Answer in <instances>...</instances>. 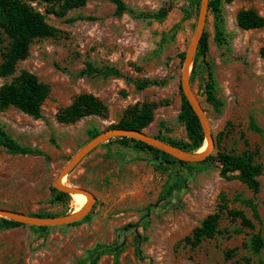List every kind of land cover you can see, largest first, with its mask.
<instances>
[{
    "label": "rangeland",
    "instance_id": "rangeland-1",
    "mask_svg": "<svg viewBox=\"0 0 264 264\" xmlns=\"http://www.w3.org/2000/svg\"><path fill=\"white\" fill-rule=\"evenodd\" d=\"M124 2L137 13L165 16L159 21L128 13L117 16L110 0H88L83 7L57 17L47 12L45 4L28 1L56 34L34 40L15 75L21 70L30 72L49 87V94L40 118L10 107L0 111V126L20 145L40 150L46 157L10 154L0 147V208L25 214L79 211L86 198L81 202L79 195H70L54 200L55 177L90 140L89 129L101 132L116 125L124 111L137 103L155 104L152 121L144 129L147 134L187 141L179 75L180 55L189 44L198 14L194 0ZM220 5L224 42L216 43L208 11L205 60L213 72L221 108L215 110L205 101L207 69L201 57L191 84L210 123L214 159L189 170L138 150L132 143L99 146L65 178L95 197L88 219L44 231L24 225L5 229L0 223V264H88L93 249L111 246H118V264H264V248L257 256L247 248L251 234L259 232L264 239V59L259 54L264 28L243 30L236 21L238 12L247 9L264 18V0H221ZM88 64L112 66L130 79H155L162 84L137 90L123 78L82 75ZM11 80L0 77V86ZM81 93L100 100L107 108L105 116L91 115L72 124L58 122L57 113ZM251 123L260 130H253ZM246 150L262 165L257 193L237 178L220 174L219 153ZM175 173L186 182L147 213V206L155 203ZM248 202L256 206L260 221L253 218ZM222 203L241 211L254 228L236 234L239 221L223 213L213 238L194 248L185 244L183 239ZM131 224L137 226L126 228ZM227 251H233L229 258ZM114 263L113 252L97 262Z\"/></svg>",
    "mask_w": 264,
    "mask_h": 264
},
{
    "label": "trees",
    "instance_id": "trees-1",
    "mask_svg": "<svg viewBox=\"0 0 264 264\" xmlns=\"http://www.w3.org/2000/svg\"><path fill=\"white\" fill-rule=\"evenodd\" d=\"M28 1L43 3L47 6L48 13L57 17H63L69 11L83 7L88 0H0V77H12L11 82L0 86V111H4L12 107L28 116L38 119L41 117V106L48 97L49 87L40 82L33 74L26 70H21L19 74L15 75L16 66L18 62L23 61L28 57L29 46L34 40L53 37L56 34V29L50 26L46 22L45 16L33 8ZM110 1L115 7V14L117 16L128 13L137 19L158 21L162 20L165 16V13H137L132 9H129L124 0ZM226 1L228 2L231 0ZM220 2L221 0H209L208 2V11L213 17L214 39L218 45H221L224 42L223 17ZM199 3L200 0H194L193 5L196 13L198 12ZM236 21L238 26L243 30L264 28V18L259 16L252 9L239 11ZM207 53L208 34L204 30L195 55L190 75V83L192 84L193 81L192 75L194 74L196 62L198 58L201 57L204 60V65L207 69V79L204 84L205 101L215 110H219L222 106V102L216 96L213 72L210 69V65L205 60ZM259 54L260 57L264 59V47L260 48ZM183 56L184 54L180 55L181 60L183 59ZM81 74L89 77L100 76L103 78H123L127 82L132 83L137 90H143L149 86L162 84L160 81L155 79H130L123 75L119 69L112 66H103L98 68L88 64L86 70L82 71ZM181 99L185 115L187 117V141L172 140L159 135L153 136L180 149L196 152L204 146V137L194 112L182 95ZM154 107L155 104L152 103H137L132 105L124 111L121 120L116 125L109 128L144 130L152 121ZM106 111V106L100 100L91 94L81 93L75 96L67 107L61 109L57 113L56 118L60 123L72 124L91 115L105 116ZM250 127L256 132L260 130L253 123L250 124ZM99 132L100 131L96 128L89 129L87 131L88 138L91 139L95 137ZM114 142L124 145L132 143L134 148L142 151H149L155 158H160L169 164H176L181 166L183 169L187 168L191 170L194 166L204 165L208 161L214 159V157L210 155L204 161L195 164L180 162L142 142L129 138H117L100 146L112 144ZM0 147L10 154L21 156L44 155L46 157V155L40 150L20 145L1 126ZM217 159L220 164L221 176L225 178L235 177L240 182L245 184L253 193H257L259 191L260 184L258 177L262 174V165L257 162L253 152L247 150L242 151L239 154L222 152L218 154ZM185 182L186 179L182 174L175 173L173 179L169 180L164 185L155 203L147 206L146 212L150 213V211L155 208L157 204L168 199L173 192L177 188L181 187ZM53 191L55 190L53 189ZM69 197L70 195L68 194L57 192L54 200L61 201L62 199ZM248 204L251 207L253 218L256 221H260L256 206L251 202H248ZM223 213H225L231 220L239 221L240 228L234 230L236 234L242 233L244 229L252 230L254 228L253 221L247 218L241 211L229 209L226 204L222 203L217 211L204 218L199 227H197L190 236L185 237L183 242L194 248L199 246L204 240L213 238L219 232L218 226ZM65 214L66 213L60 215L35 213L29 215L36 217H56ZM86 219H88V216L78 222ZM0 223L1 227L5 229L23 226L3 218H0ZM136 226L137 225L131 224L126 228ZM30 228L38 231H44L48 227ZM247 248L252 255L257 256L261 253L264 248V239L259 232L251 234ZM117 250L118 246L96 247L92 251L88 264H97L102 255L111 252L114 253V264H118ZM232 253L233 251H227L225 252V256L229 258ZM137 254L140 255V252L137 251ZM260 264H262V262H260Z\"/></svg>",
    "mask_w": 264,
    "mask_h": 264
},
{
    "label": "water",
    "instance_id": "water-1",
    "mask_svg": "<svg viewBox=\"0 0 264 264\" xmlns=\"http://www.w3.org/2000/svg\"><path fill=\"white\" fill-rule=\"evenodd\" d=\"M208 2L209 0H200L195 27L189 44L184 52L182 67L179 75V86L182 95L197 117L204 137L205 148L203 151L190 152L180 149L162 141L161 139L147 134L144 130L123 128L105 129L99 132L95 137L88 140V142H86L78 151L73 154L70 160L60 169L52 183L53 188L58 192L68 195L81 194L85 196V204L81 209H79V211L56 217H36L29 214L0 208V218L28 227L63 226L82 220L91 211L95 203V197L90 191L84 188L72 186L69 183H65L64 180L87 155H89L100 145L110 140L117 138L133 139L142 142L162 153H165L180 162L189 164L202 162L211 155L215 147V141L211 131L210 123L190 83V74L195 55L202 38V34L205 30L208 15Z\"/></svg>",
    "mask_w": 264,
    "mask_h": 264
},
{
    "label": "bare ground",
    "instance_id": "bare-ground-1",
    "mask_svg": "<svg viewBox=\"0 0 264 264\" xmlns=\"http://www.w3.org/2000/svg\"><path fill=\"white\" fill-rule=\"evenodd\" d=\"M204 148H205V145H204ZM65 182V180H64ZM67 183V182H65ZM75 195H79V200L82 202V201H85V196L81 195V194H75Z\"/></svg>",
    "mask_w": 264,
    "mask_h": 264
}]
</instances>
